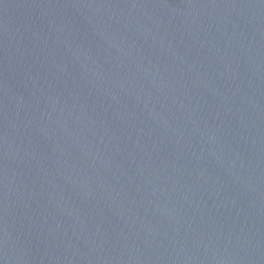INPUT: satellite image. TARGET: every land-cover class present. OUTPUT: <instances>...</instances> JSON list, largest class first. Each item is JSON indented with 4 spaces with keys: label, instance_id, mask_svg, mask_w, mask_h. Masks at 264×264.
<instances>
[{
    "label": "water",
    "instance_id": "1",
    "mask_svg": "<svg viewBox=\"0 0 264 264\" xmlns=\"http://www.w3.org/2000/svg\"><path fill=\"white\" fill-rule=\"evenodd\" d=\"M0 264H264V0H0Z\"/></svg>",
    "mask_w": 264,
    "mask_h": 264
}]
</instances>
